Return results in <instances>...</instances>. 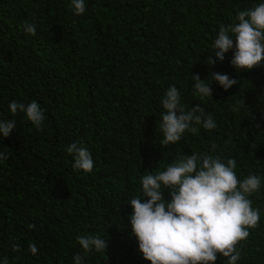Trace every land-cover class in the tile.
Returning <instances> with one entry per match:
<instances>
[{
	"label": "trees",
	"instance_id": "16d2710c",
	"mask_svg": "<svg viewBox=\"0 0 264 264\" xmlns=\"http://www.w3.org/2000/svg\"><path fill=\"white\" fill-rule=\"evenodd\" d=\"M262 2L85 0V13L75 15L71 0H0V120L16 121L8 137L0 134V152L10 154L0 161V258L74 264L80 252L83 264H151L130 236L128 202L142 194L141 174L215 144L214 155L237 161L238 179L261 178L249 197L259 224L237 248L238 264H264V60L236 69L233 36L225 59L208 61L220 26ZM25 22L36 35L24 32ZM213 72L237 83L225 90L211 79L212 97L201 100L191 74L208 83ZM170 85L185 110L200 105L217 128L196 124L197 135L162 147L161 100ZM13 100L39 103L41 130L23 112L13 116ZM73 142L90 152L91 173L73 170L66 151ZM163 197L170 199L168 189ZM89 234L109 240L106 253H83L76 237ZM214 264L227 259L217 254Z\"/></svg>",
	"mask_w": 264,
	"mask_h": 264
},
{
	"label": "clouds",
	"instance_id": "9594fccd",
	"mask_svg": "<svg viewBox=\"0 0 264 264\" xmlns=\"http://www.w3.org/2000/svg\"><path fill=\"white\" fill-rule=\"evenodd\" d=\"M75 15L86 11L85 0H71ZM24 32L36 35L34 23L25 22ZM231 64L238 70H251L264 60V2L239 11L235 20L221 25L217 38L212 44L213 53L208 57L211 65L223 61L225 54L234 48ZM213 55L215 59H213ZM195 84L192 88L200 99L212 97L211 79L227 90L237 83L227 74L213 72L208 83L198 74H191ZM162 147L176 145L186 132L198 134L196 124L206 130L217 128L213 118L200 105L185 110L181 103V93L175 85H170L161 100ZM9 110L14 115L23 112L39 131L44 123V111L39 103L32 101L25 105L13 100ZM179 113V114H178ZM15 120H0V134L8 137ZM67 153L74 158V171L91 173L94 161L90 152L73 142ZM216 145L209 153L180 154L169 163L166 170L141 174L142 194L130 202L133 212L129 217L132 233L138 240V248L144 259L151 264H214L217 254L227 259V264H238L241 252L237 246L247 241L250 229H255L260 221V210L252 207L249 198L261 188V178L249 175L238 179L235 169L237 161L214 155ZM10 158L7 152H0V161ZM157 169V168H156ZM164 189L169 190V200L163 197ZM148 199L142 202V199ZM32 227H35L33 225ZM83 253H106L109 240L99 235H78L76 237ZM12 252H19L20 245L13 243ZM33 255L38 253L35 243L28 249ZM85 255L78 252L73 256L74 264H83ZM0 264H8V257L0 258Z\"/></svg>",
	"mask_w": 264,
	"mask_h": 264
}]
</instances>
